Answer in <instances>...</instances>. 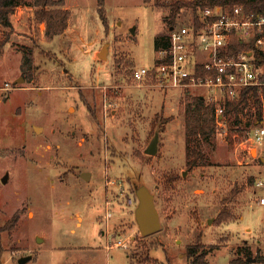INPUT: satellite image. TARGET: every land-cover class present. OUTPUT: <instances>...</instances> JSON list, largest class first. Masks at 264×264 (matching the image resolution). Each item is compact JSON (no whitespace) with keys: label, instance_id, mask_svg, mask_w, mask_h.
<instances>
[{"label":"rangeland","instance_id":"1","mask_svg":"<svg viewBox=\"0 0 264 264\" xmlns=\"http://www.w3.org/2000/svg\"><path fill=\"white\" fill-rule=\"evenodd\" d=\"M21 1L12 27H0V264L27 255L25 264H191L195 243L208 264H229L244 244L264 257L263 191L250 180L264 166L247 140L254 118L246 114L241 131L225 120L222 134L200 139L204 157L190 168L186 91L132 78L133 68L155 65L170 8L104 0L105 24L98 0H65L69 25L46 40L33 0ZM189 15L183 8L177 21ZM24 47L33 50L31 76L21 69ZM141 185L161 221L149 235L135 218ZM235 185L242 190L224 203ZM224 206L237 219L219 225Z\"/></svg>","mask_w":264,"mask_h":264},{"label":"built area","instance_id":"2","mask_svg":"<svg viewBox=\"0 0 264 264\" xmlns=\"http://www.w3.org/2000/svg\"><path fill=\"white\" fill-rule=\"evenodd\" d=\"M189 10L185 22L170 26L169 45L158 48L155 65L133 68L132 78L150 80L161 88H204L206 91L190 93L217 103L218 134H222V103L238 100L245 89L264 84V65L257 64L254 52L264 53V12H246L240 4L198 5ZM234 37L245 42L254 40V49L232 52ZM247 140L258 149L264 166V118L248 131ZM254 184L263 191L257 202L264 206V170Z\"/></svg>","mask_w":264,"mask_h":264},{"label":"trees","instance_id":"3","mask_svg":"<svg viewBox=\"0 0 264 264\" xmlns=\"http://www.w3.org/2000/svg\"><path fill=\"white\" fill-rule=\"evenodd\" d=\"M145 3H150L151 0H143ZM21 0H0V27L11 28V15L15 9L21 6ZM35 7V20L38 23H45L44 36L46 40H53L59 34H62L69 25L72 12L65 7V0H33ZM99 14L102 21H107L106 11L103 9L104 0H98ZM157 5H164L170 8L169 23L175 25L177 16L183 8H194L198 5L202 8L213 5H228L232 7L235 4L243 5L246 12L261 13L264 12V0H156ZM196 13V10H194ZM106 24V23H105ZM170 29V28H169ZM4 41L0 42V55ZM169 45V31L166 34L156 36V48L167 47ZM230 49L232 52L254 49V40L245 42L237 37L232 39ZM257 64L264 65V53L255 50ZM35 67L33 50L29 47H24L21 69L26 74L31 76ZM264 81V74L262 75ZM225 107L224 120L232 122L238 126V130H243L240 125L247 114L249 117L256 120L264 118V84L253 86L245 89L238 100L227 101L222 103ZM217 103L206 100L201 95H194L186 91L185 99L180 106V114L184 116L185 126V142H186V157L187 164L190 168H194L199 159L203 158L200 139H207L215 136L219 131V117L217 116ZM172 117L162 119V124L172 121ZM164 130V128H163ZM192 154L196 156L192 158ZM172 179H178L177 175H173ZM251 182H255V178H250ZM239 185H235L226 197L224 203L232 201L234 196L242 189ZM237 219V214L227 206H224L216 217V222L220 225L229 220ZM200 244H191L187 247V256L191 264H208L206 260V252L201 251ZM203 252V253H202ZM254 257V261L250 258ZM264 261V257L253 255L248 244H244L236 251V255L230 260L229 264H259Z\"/></svg>","mask_w":264,"mask_h":264},{"label":"water","instance_id":"4","mask_svg":"<svg viewBox=\"0 0 264 264\" xmlns=\"http://www.w3.org/2000/svg\"><path fill=\"white\" fill-rule=\"evenodd\" d=\"M108 46V43L104 45L99 53L100 57H107ZM159 135V131H156L151 142L145 149L146 153L151 155H155L157 153ZM86 174L87 172H84L83 177H85ZM6 180L7 176L4 178V181ZM136 196L138 198V205L135 210V218L140 231L143 235L152 234L161 226L160 215L155 204V196L146 185H141L136 188ZM38 239H40V237H38ZM31 257V255L23 256L19 259V263L25 264L29 259H31ZM250 260L254 261V258H250Z\"/></svg>","mask_w":264,"mask_h":264},{"label":"crops","instance_id":"5","mask_svg":"<svg viewBox=\"0 0 264 264\" xmlns=\"http://www.w3.org/2000/svg\"><path fill=\"white\" fill-rule=\"evenodd\" d=\"M262 120H263V119H261V120H256V122H260V121H262ZM256 122H255V123H256ZM257 151H258V149H257ZM258 154H259V151H258Z\"/></svg>","mask_w":264,"mask_h":264},{"label":"flooded vegetation","instance_id":"6","mask_svg":"<svg viewBox=\"0 0 264 264\" xmlns=\"http://www.w3.org/2000/svg\"><path fill=\"white\" fill-rule=\"evenodd\" d=\"M112 183H114L115 181H111ZM115 185V184H114Z\"/></svg>","mask_w":264,"mask_h":264}]
</instances>
